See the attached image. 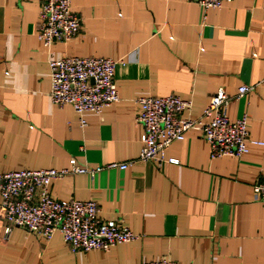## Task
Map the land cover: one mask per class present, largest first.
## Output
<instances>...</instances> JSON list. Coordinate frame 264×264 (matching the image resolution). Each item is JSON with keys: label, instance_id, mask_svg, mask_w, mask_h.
I'll return each instance as SVG.
<instances>
[{"label": "crops", "instance_id": "obj_1", "mask_svg": "<svg viewBox=\"0 0 264 264\" xmlns=\"http://www.w3.org/2000/svg\"><path fill=\"white\" fill-rule=\"evenodd\" d=\"M44 0H0V174L90 168L94 178L54 180L59 200L94 201L102 221L116 220L139 239L109 251L73 253L62 235L50 241L20 227L4 236L0 195V264H264V204L254 187L264 177V145L242 158L211 159L197 132L167 150V163L139 161L140 98L177 95L202 116L221 88L237 96L231 121L249 117V138L264 143V0H233L204 9L195 0H72L79 34L46 47L38 37ZM103 57L119 62L120 102L80 115L52 103L50 61ZM124 61L125 64H120Z\"/></svg>", "mask_w": 264, "mask_h": 264}, {"label": "built area", "instance_id": "obj_2", "mask_svg": "<svg viewBox=\"0 0 264 264\" xmlns=\"http://www.w3.org/2000/svg\"><path fill=\"white\" fill-rule=\"evenodd\" d=\"M204 11L220 9L233 0H195ZM81 30V19L72 11V0H44L39 13L38 37L50 48L55 42H68ZM119 62L103 57H67L50 61V96L55 106H71L80 115L81 124L85 113L101 114L105 108L120 102L116 84ZM120 64H125L120 61ZM255 87L243 85L237 96L229 95L223 88L210 99L201 117L192 119L191 100L177 95L161 98H140L136 121L143 127L142 150L139 161L153 162L159 169L180 161L167 158V150L175 143L184 141L190 132L199 133L211 149V159L223 157L242 158L250 151V145H264L250 140L249 117L231 121L228 107L232 100L253 92ZM136 161L112 163L106 167L90 168L71 161L67 169L38 171H13L0 174L2 197L1 218L8 223L4 228L9 238L13 227L23 228L35 236L50 241L60 233L73 253L109 251L119 244L139 239L129 227L116 220L102 221L94 201L59 200L50 194L54 180L70 175H89L118 168L126 170ZM257 201L264 204V177L254 187ZM146 264H177L169 259L154 260Z\"/></svg>", "mask_w": 264, "mask_h": 264}]
</instances>
